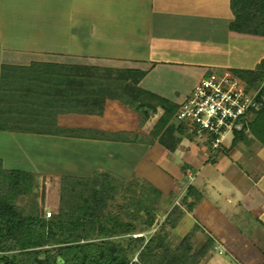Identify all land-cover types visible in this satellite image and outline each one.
I'll return each mask as SVG.
<instances>
[{
    "label": "crops",
    "instance_id": "1",
    "mask_svg": "<svg viewBox=\"0 0 264 264\" xmlns=\"http://www.w3.org/2000/svg\"><path fill=\"white\" fill-rule=\"evenodd\" d=\"M233 19L230 0H0V68L57 58L62 64L142 69L141 88L180 103L192 88L181 98L168 85L173 73L179 80L195 69L196 84L208 68L250 71L264 57V36L231 30ZM250 136L234 141L231 134L221 144L225 153L211 159L208 151L182 159L202 196L193 219L212 222L203 226L225 255L208 264L264 261V145ZM27 139H33L29 148ZM10 141L24 148L16 156L0 150L3 166L37 172L27 167V152L38 166L72 162L64 163L69 172L81 170L88 157L106 166L96 171L119 179L147 153L142 143L0 130V143ZM156 159L166 162L162 155Z\"/></svg>",
    "mask_w": 264,
    "mask_h": 264
},
{
    "label": "trees",
    "instance_id": "2",
    "mask_svg": "<svg viewBox=\"0 0 264 264\" xmlns=\"http://www.w3.org/2000/svg\"><path fill=\"white\" fill-rule=\"evenodd\" d=\"M230 8L234 16L229 24L231 30L264 36V0H230ZM256 68L232 70L260 87L259 108L250 121L234 131L233 140L249 133L264 145V57ZM145 74V70L136 68L40 61L29 65L2 64L0 130L113 140L109 132L63 127L56 122L57 116L64 113L101 115L105 104L111 101L129 107L145 119L160 108L162 114L151 134L158 146L174 152L187 131L184 124L177 122L175 126L171 122L179 104L141 88L138 84ZM126 134L117 140L153 142L138 134L127 138ZM30 178L31 172L26 170L2 168L0 159V183L3 181L7 187L0 191V252L11 251L0 253V264H195L213 245L209 239L201 251L191 253L189 235L176 247L167 244L161 233L153 234L146 242L143 234L132 237L131 234L148 231L156 223L153 195L156 197L160 192L149 183L148 188L141 186L148 195L142 204L137 202L133 219L124 221L108 209L107 203L124 185L119 178L104 171H95L86 178L62 176L64 195L57 212L48 219L25 214L14 203L13 191L21 184L27 186ZM193 190L189 186L183 197L186 200L196 195L189 210L200 198ZM148 197L152 203L145 204ZM141 210L147 213V220L141 218ZM118 235L128 238L116 240ZM134 255L137 263L131 261Z\"/></svg>",
    "mask_w": 264,
    "mask_h": 264
},
{
    "label": "rangeland",
    "instance_id": "3",
    "mask_svg": "<svg viewBox=\"0 0 264 264\" xmlns=\"http://www.w3.org/2000/svg\"><path fill=\"white\" fill-rule=\"evenodd\" d=\"M49 59L52 58L49 57ZM54 60L55 61L51 63H57V58ZM256 69L257 68H255L254 70ZM213 70L215 69H206L202 76L208 74ZM195 75L196 72L195 69H193V71L187 72L186 75H183V77L178 80V78L176 79L177 74L173 73V77L175 79L169 81L168 85L172 87V89L177 90L180 93L179 96L183 98L187 95L192 86L198 80L196 79ZM161 114L162 110L159 108L157 109L156 113L150 114L149 118L145 119L143 118V116L139 115L136 111L130 109L129 107H126L118 102L109 101L105 104V108L101 115L64 113L57 116L56 122L59 126L63 127H89L104 132H109L114 137L112 141L128 142L117 140V137H121V134L125 137L126 133H129L128 135L126 134L127 138H132L135 134H138L143 137V139L151 140V142L153 141L152 143L137 142L147 145V153L143 158H140V161H135L133 163V168L131 170L132 172L127 175V177L120 179L121 181H123L124 185L119 188V192H117L113 199L108 200V209L112 213L118 214V216L124 221L132 220L133 216L131 215L133 214L135 209H137L136 207L138 203L142 204L141 202H143L145 196L148 195H146V192L143 193L141 188H148L147 183H149L160 192V195H157L156 197L155 195H153L156 207V223L150 230L143 231L141 233H133L131 234V236L134 237L136 235L143 234L146 242V240L153 234L161 233V235L165 236V241L167 242V244L172 247H176L181 240L189 235L187 242L191 244V253H198L199 251H201V249H203L204 245L209 241V239H212L213 245L211 246V248L207 250L205 254H203L196 261L195 264H208L211 260H214V262L217 260L219 262L221 261V259H225V255L218 254V250L214 247V239L208 233L207 229L203 226V224L209 226L210 224H212V222L206 219L202 224L199 220L193 219L195 218V216L193 215V210L201 201L202 196L199 193L196 180H193L194 173L192 169H189L190 167L188 166V163H186L182 159L184 157L186 159V155L191 152H194L195 155L198 153L197 159H199L201 155L207 151L210 152L209 158L211 159L212 157H215L219 152L225 153L223 149L224 147L220 145L221 147L219 146L217 148H213L208 140L196 137L187 129V131L182 134L181 142L174 151L177 154L174 155L173 152H171V154L170 152L165 151L154 142L151 134V132L155 129V124L157 123ZM171 122L175 126L178 125V123L174 120H172ZM246 135L251 138L249 133L244 134V136ZM230 137L231 134H228L224 139V143L228 144ZM82 138L84 139L85 137ZM32 141L33 139H27V148L31 147V145L33 144ZM55 143L57 142L55 141ZM82 143L83 145H89V143L91 144L90 141H83ZM11 144L12 145H10L9 142H7L6 144L0 143V150L6 152L9 156L19 155L20 152L23 151L24 147L21 145L22 143L18 144L14 141L11 142ZM73 144L74 142L70 143L69 145L64 144V146H73ZM27 148L24 149V152H27ZM82 149L84 151V149L89 150L90 148L82 147ZM115 150H117V148ZM27 154L28 155L26 158L30 159V164H28L27 167L32 169L39 168V170L38 172L28 171L31 172L30 181L27 182V186L23 187L21 184L18 190L13 191V193H15L14 203L17 208L25 214H35L48 219H51L57 212L64 195L62 183L63 181L61 180L62 176L72 175L80 178H86L90 177L96 170L102 168V166L106 167L103 164L101 165L99 163H93L91 162V159H88V157H86V159L82 162L83 165L81 170H77L76 172H69L70 170L65 167L64 163H66L67 165H72V162L61 161L60 163H63L62 166H58L57 168H50V166L47 164L44 166H38L37 163L34 162L31 154L29 152H27ZM161 155L162 157H165L166 162L164 164H161V162L157 161L156 159L157 156ZM31 163L34 164V166H32ZM1 166L4 169H15L3 166L2 160ZM189 186H192L194 189L192 193L197 192L200 195L198 202L192 207V210H189L190 204L195 201L196 195H190L186 200H183L184 194L186 193ZM6 188V184L1 181L0 191H5ZM148 198L149 201L146 198L145 204H149L150 201L152 203V198ZM140 204L139 206H141ZM125 207L126 209H124ZM139 214L143 220H147V213H145L144 210H141ZM136 223L139 225L141 224L139 221H136ZM125 238H128L127 235H118L116 237V240H124ZM9 252L11 251L0 253ZM131 261L137 263V256H132ZM256 262L257 260L253 261L244 257L245 264H255ZM258 262H260L259 264H261V261ZM236 264L243 263L240 260H237ZM262 264H264L263 260Z\"/></svg>",
    "mask_w": 264,
    "mask_h": 264
},
{
    "label": "built area",
    "instance_id": "4",
    "mask_svg": "<svg viewBox=\"0 0 264 264\" xmlns=\"http://www.w3.org/2000/svg\"><path fill=\"white\" fill-rule=\"evenodd\" d=\"M259 88L230 69L210 71L178 103L174 120L217 148L254 117Z\"/></svg>",
    "mask_w": 264,
    "mask_h": 264
}]
</instances>
